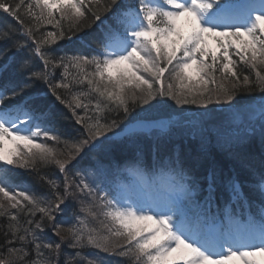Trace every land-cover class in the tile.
<instances>
[{
	"label": "snow or ice",
	"instance_id": "snow-or-ice-1",
	"mask_svg": "<svg viewBox=\"0 0 264 264\" xmlns=\"http://www.w3.org/2000/svg\"><path fill=\"white\" fill-rule=\"evenodd\" d=\"M234 7L227 0H0V41H11L0 59L13 52L0 73L26 54L22 80L0 84V264H60L62 245L73 250L65 264H264V171L259 220L213 231L249 203L238 178L215 163L200 186L186 161H159L145 181L156 193L150 201L116 194L76 169L137 108L170 99L207 109L255 93L264 109V0L243 13ZM96 29L98 41L71 51L59 44ZM37 80L53 98L43 109L26 95ZM67 118L78 126L73 133L57 126ZM208 147L201 142V153ZM20 171L46 191L17 181ZM134 172L147 175L139 165ZM69 200L79 212L58 222Z\"/></svg>",
	"mask_w": 264,
	"mask_h": 264
},
{
	"label": "trees",
	"instance_id": "trees-1",
	"mask_svg": "<svg viewBox=\"0 0 264 264\" xmlns=\"http://www.w3.org/2000/svg\"><path fill=\"white\" fill-rule=\"evenodd\" d=\"M128 1L129 0H123V2ZM3 17L4 14L0 13V19H3ZM47 30L53 31L54 28L52 26H47ZM89 33L90 32H88V34L86 33L82 35V38L85 37L84 39L86 40V42L94 41L92 40L93 38ZM82 38L81 40H76V38H73V42L71 43H68L66 41H60L59 44L61 47L70 51L75 48H80L86 43L85 40H82ZM10 45L11 41H0V52H2L6 47H10ZM12 55L13 52L9 51L6 55L3 56L2 59H0V64H4ZM25 55L26 54H17L13 60L14 63L11 65V67L17 70L21 61L25 58ZM36 63L38 64V62ZM46 91V85L43 82L37 80L33 83V87L29 90L28 93H26V95H38L39 98H37L35 101L36 107L43 109L53 103V98L50 95H44ZM258 97L259 95L255 93L240 95L237 96L235 100L231 102V104L233 106L238 107L243 106V110L246 111L245 113L251 114L253 113L252 109H254L255 107H251V103L249 102L253 101V99H256ZM166 102L169 101L166 99ZM153 103L155 104V101ZM148 110L150 111V109ZM55 111L58 114L62 113L64 116L67 115L66 110L58 103L55 105ZM144 112L147 111H142L140 108H137L127 118L124 119V124L126 122L131 121L136 116L143 114ZM57 126L62 131L67 133H73L75 128L78 127L77 125H74L70 118L60 119ZM130 138L131 136H126L118 139L114 138L102 151L96 150L88 152L86 155L83 156L82 159L79 160V163L76 165V169L89 162L94 156L104 161L105 164H107L112 171H118L114 169L117 164L120 165L121 169H127L131 165L135 164V162H145L146 160H148L150 150H147L149 149V146H145V143L149 142L141 141V143H144L142 149L145 150L144 156L141 157L136 154L138 145L135 143V141H130ZM176 139L177 140H175L171 148L169 145H167L166 154H175L178 151L180 154V159L186 161V164L188 166L191 165V168L195 172V175L198 176L200 179L206 176L209 165L211 163H215L216 166L220 170H222V174L224 172L226 176H229L231 175V173L234 172V175H237L238 180L241 182V186L243 187V190L246 196L249 197V199H252L253 193L256 194L255 191L258 190V187H256V185L259 182V174L261 171H264V138H262L261 135L256 132L250 133L249 137L243 139L242 141L231 145H222V148L217 149L219 153L212 152V154H202L200 150L197 149L200 145L199 143H197V145L195 143L194 145L192 144V146L196 145V149H194L193 151L192 149L188 150V145L186 144V141H188L189 139ZM219 146L221 145L219 144ZM133 159H142L145 161H136ZM48 170L54 173L51 178L62 180V177L55 169V166H49ZM197 171H199V173ZM119 172L123 176L126 175V171ZM16 180L27 181L38 193H43L46 191V189L42 185L36 183L34 177L29 176V174L24 171L19 172V174L16 176ZM66 204V208L64 205H62V208H64V212L62 216L57 217L58 222L62 219H68L74 213L79 212L78 203L69 200L66 202ZM4 222L5 221L3 219H0V223ZM65 227H67V225H65ZM47 236L53 241H58V237L53 235L50 230L47 232ZM62 248L63 253L60 257V264H65L66 256L64 254H71L73 250L67 247L66 245H62ZM108 264H116V262L114 259H110L108 260Z\"/></svg>",
	"mask_w": 264,
	"mask_h": 264
},
{
	"label": "rangeland",
	"instance_id": "rangeland-1",
	"mask_svg": "<svg viewBox=\"0 0 264 264\" xmlns=\"http://www.w3.org/2000/svg\"><path fill=\"white\" fill-rule=\"evenodd\" d=\"M174 110L178 116H171L166 121L175 127L179 128H188L191 127L194 132L200 133L202 130V125L204 122H210L212 126H224V129L235 128L231 130L239 131L240 128L244 125H249L254 127L255 124H259L258 118L251 117L249 120H244V113H242L239 108L235 109L232 104H210L207 106V109L200 110V106L197 105H176L174 101H171ZM224 106V109H223ZM199 111V112H198ZM162 117V116H159ZM158 117V118H159ZM144 118V117H142ZM151 118V117H149ZM259 121H261L259 119ZM186 123H189L186 125ZM216 123V124H215ZM186 126V127H185ZM227 127V128H226ZM217 127H213L216 129ZM190 129V128H189ZM220 132V130H215ZM239 133V132H237ZM150 196V195H149ZM142 200L150 201V197H145L141 195Z\"/></svg>",
	"mask_w": 264,
	"mask_h": 264
},
{
	"label": "water",
	"instance_id": "water-1",
	"mask_svg": "<svg viewBox=\"0 0 264 264\" xmlns=\"http://www.w3.org/2000/svg\"><path fill=\"white\" fill-rule=\"evenodd\" d=\"M149 124V123H148ZM143 125L145 126V124L143 122H138V123H135L134 125L132 126H128L125 130V132L127 131H131V130H135V129H143Z\"/></svg>",
	"mask_w": 264,
	"mask_h": 264
}]
</instances>
